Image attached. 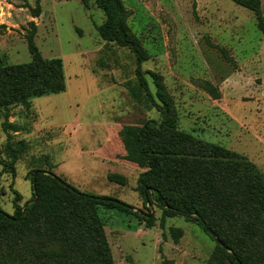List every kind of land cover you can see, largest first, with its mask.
Returning <instances> with one entry per match:
<instances>
[{
    "label": "rangeland",
    "instance_id": "rangeland-1",
    "mask_svg": "<svg viewBox=\"0 0 264 264\" xmlns=\"http://www.w3.org/2000/svg\"><path fill=\"white\" fill-rule=\"evenodd\" d=\"M0 0V62H26L28 21L43 57H60L65 89L0 106V207L11 214L31 197L29 172L51 169L80 191L110 196L153 214L98 207L115 264H206L215 240L183 213L165 216L135 189L142 167L105 159L122 125L161 119L134 74L135 56L102 39L95 0ZM145 58L141 71L157 104L156 81L172 100L179 130L233 150L264 172V33L255 13L232 0H122ZM264 21V0H260ZM220 48L232 58L229 61ZM208 81L218 91L203 88ZM113 138L112 141L110 139ZM107 141H109L107 143ZM117 172L124 184L108 179ZM229 264V263H224Z\"/></svg>",
    "mask_w": 264,
    "mask_h": 264
},
{
    "label": "trees",
    "instance_id": "trees-1",
    "mask_svg": "<svg viewBox=\"0 0 264 264\" xmlns=\"http://www.w3.org/2000/svg\"><path fill=\"white\" fill-rule=\"evenodd\" d=\"M252 10L264 33L260 0H232ZM29 8L40 13L39 2ZM105 19L96 26L102 39L126 46L135 56L134 74L153 105L161 109V119H145L132 127L122 125L121 157L142 167L136 180L144 205L153 201L161 209V219L183 213L197 221L215 240L206 264H264V172L241 154L179 130L172 100L161 82L156 81L157 104L150 93L141 62L145 53L131 33L128 12L122 0H95ZM25 40L31 59L0 62V106L65 89L60 57H43L34 43L36 25L29 20ZM4 27L0 23V29ZM224 56L232 61L224 48ZM203 88L213 97L218 91L208 81ZM112 141V140H111ZM109 154V153H107ZM0 157L1 169L15 174L14 159ZM109 180L124 184L126 177L109 173ZM31 197L19 205L13 197L11 214L0 207V264H115L98 207H112L139 214L147 225L153 214L144 213L124 201L80 191L51 169L29 172Z\"/></svg>",
    "mask_w": 264,
    "mask_h": 264
},
{
    "label": "crops",
    "instance_id": "crops-1",
    "mask_svg": "<svg viewBox=\"0 0 264 264\" xmlns=\"http://www.w3.org/2000/svg\"><path fill=\"white\" fill-rule=\"evenodd\" d=\"M116 140V144L120 145V138H119V141H117L116 138H114ZM113 140V138L110 139V141ZM109 141H107L108 143ZM116 151H113L111 152L110 154H107L106 155V158L105 159H108V160H111V161H114V163H120L122 165H128L129 163L127 162L126 159H124L122 156V154L124 153V151L122 150V147L119 146V149H118V154L119 156H117L116 154ZM140 172V171H139Z\"/></svg>",
    "mask_w": 264,
    "mask_h": 264
},
{
    "label": "water",
    "instance_id": "water-1",
    "mask_svg": "<svg viewBox=\"0 0 264 264\" xmlns=\"http://www.w3.org/2000/svg\"><path fill=\"white\" fill-rule=\"evenodd\" d=\"M216 240V242H219V240L218 239H215Z\"/></svg>",
    "mask_w": 264,
    "mask_h": 264
}]
</instances>
